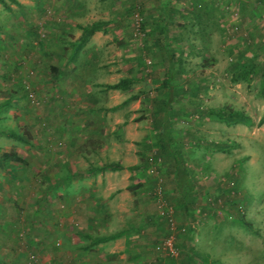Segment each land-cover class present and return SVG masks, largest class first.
<instances>
[{
    "label": "rangeland",
    "instance_id": "obj_1",
    "mask_svg": "<svg viewBox=\"0 0 264 264\" xmlns=\"http://www.w3.org/2000/svg\"><path fill=\"white\" fill-rule=\"evenodd\" d=\"M257 6L0 0V153L13 145L27 161L0 167V264H182L157 248L167 210L174 242L183 249L188 227L200 264H264V0ZM163 12L177 71L171 143L199 191L190 216L159 148L166 72L151 27ZM95 21L106 23L81 42ZM125 77L126 89L109 87ZM225 107L248 120L211 113ZM105 162L123 168L90 170ZM105 230L123 232L78 250L83 234Z\"/></svg>",
    "mask_w": 264,
    "mask_h": 264
},
{
    "label": "trees",
    "instance_id": "obj_2",
    "mask_svg": "<svg viewBox=\"0 0 264 264\" xmlns=\"http://www.w3.org/2000/svg\"><path fill=\"white\" fill-rule=\"evenodd\" d=\"M261 0H247L249 3V6L251 8L256 9L258 13V3ZM164 8L166 6L164 5ZM168 17L166 16L165 12H163L162 18L155 20V23L151 27L152 33L154 32L155 34V41L154 43L158 45V48L162 50L163 56L161 58L162 61H164L165 65V78L163 79L161 85L162 87L166 88V96L164 98V105L165 109L160 111V114L162 112V117H163V123L160 127L159 130V148L160 151L163 155L171 156L172 159L168 163V172L170 175V179L174 185V189L177 191L178 197L180 198V207L183 209V211L190 216L192 210H193V205L196 201V196L197 193H199L198 189L196 188L195 181L189 174L183 158L179 155L178 151L176 148L173 147L172 145V128H171V121L170 117L168 115V110L171 105V102L174 100L176 96V92L173 88V83L175 82L176 79V67H175V53L171 51L170 49V28H169V21ZM106 21H95L92 22L88 25L82 26V32L80 36V41L83 42L88 35L93 33L96 30H100L101 26L105 24ZM51 69L55 72L57 70L56 67L51 66ZM132 82V78L125 77L121 78L119 81L109 84L110 88H120V89H126L128 85ZM211 113L215 115L219 120H222L228 124L231 123H239V122H246L248 120V117L243 114L239 110H234L232 108H217L215 110H211ZM264 115L260 118V122L263 121ZM5 134L9 137H13L15 139H22V135L20 133H17L13 130H6ZM216 146H221L220 144H216ZM5 161H13L16 163L20 164H26L27 161L26 159L22 158L17 151L15 150V147L12 145L10 150L2 151L0 153V167L5 168ZM14 166V165H13ZM145 164H140L136 165L133 167L135 171L141 170L144 168ZM123 166L119 162H105L102 165L98 166H92L90 170L93 171H98V170H120L122 169ZM71 175V174H70ZM69 175V176H70ZM68 176V175H67ZM68 176V177H69ZM238 193V189L236 188L235 194ZM238 205L240 202L238 198L234 197L233 199V204ZM241 207L240 205H238ZM237 206V207H238ZM150 218H148L149 220ZM165 220L168 221V217H165ZM237 221H239L241 224L244 226H247L251 228L250 222H247L243 216L237 217ZM121 232V231H120ZM113 233L110 235H101V236H92L91 234H83L86 238H89V242L85 244V247H90L95 244L107 241L109 239H112L121 233ZM170 230H168L165 235H169ZM185 241H187L186 244H184L183 249L180 250L179 246H177L176 241L174 242V246L176 247L178 251V255H180V259L182 260V264H200L199 261L197 260L196 255L198 253L194 250L193 246L188 242L191 239L190 233L191 231L187 227L185 230ZM159 244V242H158ZM83 246V247H84ZM168 257V256H167ZM171 257V256H170ZM203 264H225L219 261H211L208 262V260L203 259L202 260Z\"/></svg>",
    "mask_w": 264,
    "mask_h": 264
},
{
    "label": "built area",
    "instance_id": "obj_3",
    "mask_svg": "<svg viewBox=\"0 0 264 264\" xmlns=\"http://www.w3.org/2000/svg\"><path fill=\"white\" fill-rule=\"evenodd\" d=\"M166 216L168 217L169 221V229L170 231H174L175 223L172 220L171 217V210H167ZM169 234L167 237L162 238L161 242H159L157 248L163 252L164 254L168 256H176L178 254V251L176 247L174 246V233Z\"/></svg>",
    "mask_w": 264,
    "mask_h": 264
},
{
    "label": "crops",
    "instance_id": "obj_4",
    "mask_svg": "<svg viewBox=\"0 0 264 264\" xmlns=\"http://www.w3.org/2000/svg\"><path fill=\"white\" fill-rule=\"evenodd\" d=\"M72 171V170H71ZM73 172V171H72ZM71 176V175H70ZM69 176V177H70ZM95 227H97V224L96 225H94ZM102 228V227H101ZM100 229V228H99ZM101 230V229H100ZM80 233V232H79ZM82 233V232H81ZM114 232H111V231H109V232H107L106 230L105 231H99V234H91L92 236H101V235H110V234H113ZM109 241H111L110 239L109 240H107V241H104V242H109ZM84 245H82V246H79L80 247V249H78V250H89L91 247H93V246H90V247H83ZM70 250H68V252H69ZM93 251V250H92Z\"/></svg>",
    "mask_w": 264,
    "mask_h": 264
}]
</instances>
